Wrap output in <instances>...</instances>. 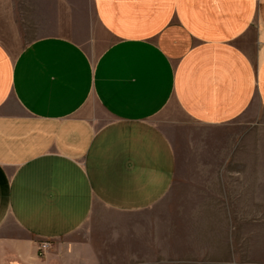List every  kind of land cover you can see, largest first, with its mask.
Returning <instances> with one entry per match:
<instances>
[{"label":"crops","instance_id":"0c3cea01","mask_svg":"<svg viewBox=\"0 0 264 264\" xmlns=\"http://www.w3.org/2000/svg\"><path fill=\"white\" fill-rule=\"evenodd\" d=\"M83 1L0 41V264H264V0Z\"/></svg>","mask_w":264,"mask_h":264},{"label":"rangeland","instance_id":"374dc122","mask_svg":"<svg viewBox=\"0 0 264 264\" xmlns=\"http://www.w3.org/2000/svg\"><path fill=\"white\" fill-rule=\"evenodd\" d=\"M90 17L91 10L83 0H0V41L18 54L37 38L64 35L96 55L105 46L107 34L100 32L101 41L94 42L90 26L72 24L73 18L82 23ZM240 128H248V123L241 124ZM254 128L264 130L263 125ZM259 139L263 146L264 138ZM249 153L247 147L241 149V160H248Z\"/></svg>","mask_w":264,"mask_h":264},{"label":"built area","instance_id":"2783aa9c","mask_svg":"<svg viewBox=\"0 0 264 264\" xmlns=\"http://www.w3.org/2000/svg\"><path fill=\"white\" fill-rule=\"evenodd\" d=\"M52 242L49 240H43L39 243L38 252L39 255L43 256L47 253V251L51 248Z\"/></svg>","mask_w":264,"mask_h":264}]
</instances>
